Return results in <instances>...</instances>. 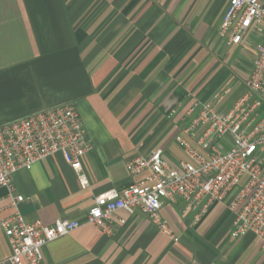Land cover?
<instances>
[{
	"label": "crops",
	"instance_id": "obj_1",
	"mask_svg": "<svg viewBox=\"0 0 264 264\" xmlns=\"http://www.w3.org/2000/svg\"><path fill=\"white\" fill-rule=\"evenodd\" d=\"M229 0H0V124L61 104L80 113L93 148L83 158V188L57 153L13 177L18 210L28 222L76 220L80 227L43 248V264H264L262 243L232 240L233 193L199 221L181 199L162 214L177 241L141 210H120L107 235L87 222L95 198L139 181L127 163L162 149L186 159L176 136L195 101L227 113L246 93L255 46L248 31L228 44L219 28ZM0 187V219L12 214ZM123 219L125 222H120ZM11 250L0 229V264Z\"/></svg>",
	"mask_w": 264,
	"mask_h": 264
},
{
	"label": "built area",
	"instance_id": "obj_2",
	"mask_svg": "<svg viewBox=\"0 0 264 264\" xmlns=\"http://www.w3.org/2000/svg\"><path fill=\"white\" fill-rule=\"evenodd\" d=\"M254 27L262 32L263 39L255 46L251 72L244 82L246 93L224 114L214 108L221 92L206 102L191 104L187 114L192 118L176 136L187 158L173 164L162 149H156L148 156L129 160V173L143 174V178L121 190L98 195L87 213L88 223L110 235L118 211L141 210L177 241L162 214L165 202L181 199L184 211H193L199 221L215 203L233 193L228 204L235 214L230 238L252 233L264 250V0H229L220 37L228 44H241ZM92 148L80 113L70 103L0 124V187L7 188L9 206L15 209L0 219L11 250L10 264H43L44 246L81 225L65 219L51 225L40 220L28 222L18 210L24 196L14 194L15 173L60 153L81 187L86 188L90 184L83 158Z\"/></svg>",
	"mask_w": 264,
	"mask_h": 264
}]
</instances>
